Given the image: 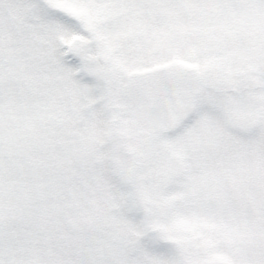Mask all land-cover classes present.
<instances>
[{"label":"snow or ice","instance_id":"6c2138e0","mask_svg":"<svg viewBox=\"0 0 264 264\" xmlns=\"http://www.w3.org/2000/svg\"><path fill=\"white\" fill-rule=\"evenodd\" d=\"M0 264H264V0H0Z\"/></svg>","mask_w":264,"mask_h":264}]
</instances>
